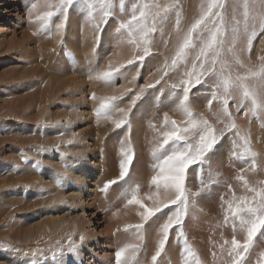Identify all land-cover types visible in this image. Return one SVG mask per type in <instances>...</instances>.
<instances>
[{
  "label": "rangeland",
  "instance_id": "1",
  "mask_svg": "<svg viewBox=\"0 0 264 264\" xmlns=\"http://www.w3.org/2000/svg\"><path fill=\"white\" fill-rule=\"evenodd\" d=\"M33 2L37 3V9L32 11L29 18L30 4ZM47 2L55 3L57 0H0V264H58L59 261L64 264H115V252L127 243L141 245L140 264H151L159 240L158 224L149 220L144 227H150L155 237L145 229L143 240H137L134 235H125L124 229L128 225L122 226L123 231L115 227V220L123 211H143L136 204L125 206L134 191L137 199H141L148 208L153 207V201L147 199L149 195L161 199L165 194L163 186L157 192L151 184L152 176L156 174L152 152L162 142L163 131L167 130L163 127L164 112L167 111L170 119L178 123L186 117L181 110H169L155 99L160 95L156 89L161 85L146 90L130 113H127V109L131 98L145 83L154 82L160 77L161 72L157 69L164 58L170 59L174 54L178 40L175 16L165 27L164 35L157 33L154 37V54L139 66L137 75V64L126 65L133 55V49L126 43L119 44L115 39V21H109L107 28L101 24L103 38L93 52L96 46L95 21H84L89 31L79 38L73 35L76 29L70 27L71 14L63 37L55 34L54 29L51 33L41 30L37 17L47 10L44 7ZM144 2L146 0H126V5L130 12L132 3ZM158 2L168 5L174 0ZM206 2L180 0L182 31H186L198 18L200 6ZM83 13L86 14V10L79 9L73 16ZM88 34L91 36L86 37ZM239 47H243V40ZM245 55L250 56L253 64L260 63L258 57L264 55V32L257 33L250 53ZM62 60L68 69L65 76L58 75L56 68ZM110 64L112 67L126 65L121 69L124 75H118L112 85L88 78L90 74L94 77L96 72L108 70ZM166 79V85L161 81L165 88L176 82L177 76ZM66 82H69L68 86L63 89ZM93 94L95 100L92 99ZM122 94L123 99L118 103L131 120L130 131L125 127H115V121L125 114L115 112L112 119L98 118L95 114L104 99ZM207 95L208 91L202 89L192 109L197 115L208 116L210 123L219 129L222 125L217 123L216 117L210 115L205 106ZM169 102L164 100V104ZM144 106L151 111L145 114ZM213 107L219 111L216 102ZM229 110L235 115L233 107ZM235 118L241 135H247L252 151L257 153V168L255 171L248 168L250 157L229 162V139L224 148L212 157L211 171L208 168L202 172L190 170L187 183L193 190L201 187V180L210 183L213 190L211 198L200 200L199 207L185 218L187 244L195 253L194 259L189 258L192 264L196 260L199 264H226L228 260L226 253L221 252L220 245L225 239L231 240L232 231L230 226H224L227 205L221 207L220 195L226 194V199H231L232 194L227 193L223 183L227 181L232 184L236 195L244 196L250 194L244 192L240 182L235 179L238 173L256 186L264 181V119L241 115ZM128 141L131 143L128 144ZM238 146L242 150V141ZM122 147L130 149L134 155L130 166L131 180L126 178L125 183L118 180ZM41 148L43 151H40ZM21 153L27 160L22 158ZM137 157L139 159L135 163ZM37 161L40 162L38 165ZM241 168H247V171L241 173ZM217 172L222 174L220 186L211 182ZM82 177L87 178L83 181L84 189L78 186ZM113 179H117L118 183L112 185L107 194L98 190L102 184ZM57 180L60 181L59 185ZM115 186L118 189L113 190ZM123 193H126L124 201L118 200L119 204L116 203L115 195L120 198ZM167 211L164 209V212ZM80 234L86 239L96 235V244L91 245L90 242L82 256L65 253L53 258L57 241L67 247V239L72 235L80 245ZM237 239L242 241L244 234L238 232ZM183 245L184 240L170 234L165 252L158 258L160 264H183L187 257V253L182 252ZM262 252L264 237L258 235L249 254V264H264V257L260 255Z\"/></svg>",
  "mask_w": 264,
  "mask_h": 264
},
{
  "label": "snow or ice",
  "instance_id": "2",
  "mask_svg": "<svg viewBox=\"0 0 264 264\" xmlns=\"http://www.w3.org/2000/svg\"><path fill=\"white\" fill-rule=\"evenodd\" d=\"M44 7L47 10L37 17L41 30L51 33L54 29L55 34L61 37L70 14L77 8L81 11L86 10L84 18L90 23L95 21L93 29L96 33V46L93 52L103 38L101 24L103 28H107L109 21H115V39L119 44L126 43L133 49V55L126 61V65L137 64V75L139 66L143 65L147 57L154 54V37L157 33L163 36L165 27L170 23L172 16H175L178 42L174 54L170 59L165 57L162 65L157 69L161 72L160 77L154 82L145 83L131 98L127 113H130L137 101L144 97L146 90L156 89L157 85H161L156 89L160 95L155 96V99L169 110H181L186 119L178 123L170 119L167 111L164 112L163 127L167 130L163 132L162 142L152 152L155 161L153 169L156 174L152 176L151 184L157 192L163 186L165 194L163 199L149 195L147 199L153 201V207L148 208L141 199H137L134 191L125 206L136 204L143 209L137 212L141 223L128 225L124 232L134 235L137 240H143L144 226L152 220L154 224H158L159 240L155 254L151 257V264H160L158 258L165 252L170 234L184 240L182 252L187 253V257L183 264H192L189 258L194 259L195 253L187 244L184 232L185 218L199 207L200 200L210 199L213 190L210 183H205L203 180L201 187L193 190L187 183L190 170L202 172L208 168L211 171L212 157L224 148L229 139L231 140V146L227 149L229 162L243 161L246 157H250L248 168L253 171L257 168V153L252 151L247 135H241L235 116H259L264 119V55L258 57L259 64H253L250 56L245 55L250 53L257 33L264 32V0H233V2L207 0L206 3L201 4L198 18L186 31L181 30L180 0H174L168 5L161 4L158 0L151 2L146 0L142 4L132 3L130 12L126 0H118V2L117 0H57L55 3H45ZM36 9L37 3H31L29 18ZM241 40L243 47H239ZM164 43L167 45L168 42ZM126 65L112 67L110 64L108 70L96 72L94 77L90 74L88 78L103 81L110 86L118 75H124L121 69ZM173 75L177 76V81L165 88L166 78ZM161 81H164V85ZM202 89L208 91V95L205 96V106L209 114L216 117L217 123L222 125L219 129L210 123L208 116L197 115L192 109V104L196 97L201 95ZM92 99H96L95 94ZM121 99L123 94L104 99L95 114L98 118L103 116L105 119H112L115 112L125 114L123 118L115 121V127H125L130 131L131 120L126 110L119 107L118 101ZM164 100L170 102L164 104ZM214 102L219 111L214 109ZM230 107L235 109V115L229 110ZM152 127L156 126L152 125ZM239 141H242V150L238 146ZM130 143L128 141V144ZM40 151L43 149L41 148ZM21 155L27 160L23 153ZM120 155L118 180L126 182V178L130 177V166L134 155L130 149L124 147L121 148ZM39 163L37 161V165ZM245 171L247 168L240 169L241 173ZM221 175L217 172L211 182L220 186ZM235 179L240 182L244 192L250 195L237 196L232 184L227 181L223 183L227 193L232 194L231 199H226V194L220 195L221 207L227 205L224 226L231 227L232 238L230 241L225 239L220 248L228 258L226 264H249V254L254 239L258 235L264 237V181L256 186L250 184L239 173ZM118 180H109L98 190L107 194L109 188L116 185ZM56 183L59 185L60 181L57 180ZM164 209L168 211L164 212ZM157 213L162 215L158 216ZM238 232L244 234L242 241L237 239ZM78 239L80 244H83L86 237L80 234ZM140 251L139 244H125L115 252V264H140L138 258ZM79 252L80 246L72 235H69L67 247L57 241L52 255L55 258L65 253L70 256L79 255ZM260 255L264 257V252ZM213 256L215 257V252ZM58 264L64 262L59 261ZM195 264H199V261L196 260Z\"/></svg>",
  "mask_w": 264,
  "mask_h": 264
},
{
  "label": "bare ground",
  "instance_id": "3",
  "mask_svg": "<svg viewBox=\"0 0 264 264\" xmlns=\"http://www.w3.org/2000/svg\"><path fill=\"white\" fill-rule=\"evenodd\" d=\"M79 12V8H77V10L76 11H73L72 13H71V16H72V19L70 20V23H71V28H75L76 30H73V35H77L78 37L77 38H79V37H81V36H83L84 37V35L89 31V28H88V26L86 25V23L85 22H89L88 20H86L84 17L86 16V14L85 13H83V14H81L80 16H75V17H77V18H75L73 15H76V13H78ZM75 20V21H74ZM85 21V22H84ZM77 32V33H76ZM88 36H91V35H86V37H88ZM73 37H76V36H73ZM174 37V36H173ZM177 38V37H176ZM258 38V37H257ZM82 39V38H81ZM177 40V39H176ZM256 41V40H255ZM177 42H178V40H177ZM257 46H259L258 44H257ZM254 50H255V48H254ZM260 53V52H259ZM65 63V61L64 60H62L61 62H60V64H57V71H58V75H60V76H65L66 75V73H67V71H68V69H67V67H66V65L64 64ZM152 66V65H151ZM154 72V71H153ZM156 78V77H155ZM68 83L69 82H66V83H64L63 84V89H65L67 86H68ZM132 89V88H131ZM120 91V90H119ZM136 94V93H135ZM153 100V99H152ZM147 103V102H146ZM97 105V104H96ZM146 106H147V104H146ZM146 106H144V108L146 107ZM148 106H150V105H148ZM141 108V107H140ZM139 108V109H140ZM146 108H147V110H146ZM144 110H143V108H142V110L145 112V114L148 112V110H150L151 111V109H149V107H146ZM141 111V110H140ZM144 112H142L141 111V113H143L144 114ZM138 113H139V111H138ZM149 113V112H148ZM152 114H153V111H152ZM87 115H89V114H87ZM150 115H151V113H150ZM85 116H86V114H85ZM141 117V116H140ZM143 117V116H142ZM146 117V116H145ZM148 117V116H147ZM146 117V118H147ZM152 118V117H151ZM97 119V118H96ZM96 119H95V122H96ZM144 119V118H143ZM98 120V119H97ZM145 120V119H144ZM98 121H100V120H98ZM94 122V121H93ZM94 122V123H95ZM98 123V122H97ZM141 125V124H140ZM93 126V125H92ZM143 126V125H142ZM142 128V127H141ZM150 129V128H149ZM157 129V128H156ZM144 130V129H143ZM164 132V131H163ZM160 135V134H159ZM140 137V136H139ZM158 137V136H157ZM126 138V137H125ZM143 140V139H142ZM146 141V140H145ZM142 144V143H141ZM145 144H146V142H145ZM145 144H144V146H145ZM147 145V144H146ZM140 149H142V148H140ZM136 151V150H135ZM136 153H137V151H136ZM139 153V152H138ZM140 154V153H139ZM150 155V154H149ZM137 159H139L138 157L135 159V163L136 162H138V161H136ZM113 163H115L114 161H112ZM102 163V162H101ZM112 163V164H113ZM108 164H109V162H108ZM110 165V164H109ZM115 165V164H114ZM113 165V166H114ZM117 165V164H116ZM111 167V166H110ZM115 167V166H114ZM114 167H113V169H114ZM98 168V167H97ZM108 168H109V166H108ZM116 169V168H115ZM114 169V170H115ZM137 170H140V168L138 169L137 168ZM87 172V171H86ZM114 172H116V171H114ZM135 171H133V173H134ZM137 172H139V171H137ZM110 173V172H109ZM117 173V172H116ZM119 173V172H118ZM117 173V174H118ZM130 174H132V173H130ZM137 174V173H136ZM136 174H134V175H136ZM107 175V174H106ZM109 175V174H108ZM111 175H113V174H111ZM110 175V176H111ZM114 175H116L115 173H114ZM114 175H113V177H114ZM131 176H133V175H131ZM112 177V176H111ZM115 178H116V176H115ZM133 178V177H132ZM87 178H85V177H82V179L80 180V182H79V184H78V186L80 187V189L82 188V189H84V187H85V185H84V182L83 181H85ZM99 179V178H98ZM110 179V178H109ZM130 180H131V178H129ZM135 179H136V177H135ZM102 180V179H101ZM88 181V180H87ZM90 181V180H89ZM107 181V180H106ZM124 181H122V183H123ZM128 182H131V181H128ZM132 182H133V179H132ZM138 182V181H137ZM250 182V181H249ZM78 183V182H77ZM122 183H119V184H122ZM125 183V182H124ZM141 184V183H140ZM103 185V184H102ZM133 185V184H132ZM135 185V184H134ZM143 185V184H142ZM122 186H123V184H122ZM136 186V185H135ZM142 187V186H141ZM112 189L113 190H115V189H118V187L117 186H115L114 188L112 187ZM141 188H139V190H140ZM116 191H118V190H116ZM126 192L128 191V188L125 190ZM138 192V191H137ZM224 192V191H223ZM112 195V194H111ZM113 196V195H112ZM117 196V197H116ZM116 197V198H115ZM115 197L113 196V198H115V200H116V203H118L119 201H121V202H123L124 201V199H123V197H126V193H123L122 194V196L120 197V198H118V195H115ZM107 198V197H106ZM118 198V199H117ZM161 199H163V198H161ZM114 200V201H115ZM119 200V201H118ZM206 201V200H205ZM115 203V204H116ZM119 204V203H118ZM116 206H117V204H116ZM117 219L115 220V227H117V228H119L120 229V231L122 230L123 231V228H122V226L124 227V226H127V225H135V224H138V223H141V219H140V217L137 215V212H134V210H132V211H123L121 214H119L117 217H116ZM150 228V227H149ZM148 227H146L145 229H147L146 230V232L147 231H150V235L151 236H153V237H155V232H151V230L149 229ZM125 235H126V233H125ZM128 235V234H127ZM129 235H131V234H129ZM96 235H94L93 237L91 236L90 238H92V239H85V241L83 242V244H80L79 246H80V252H79V255L80 256H82V254L84 253V251H86V250H88V248H89V243L91 242V245H94V244H96L95 242H96V239L94 238ZM93 241V242H92Z\"/></svg>",
  "mask_w": 264,
  "mask_h": 264
}]
</instances>
